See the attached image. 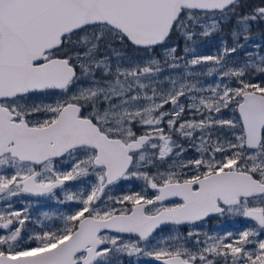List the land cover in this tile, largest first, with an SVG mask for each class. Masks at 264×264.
Wrapping results in <instances>:
<instances>
[{"label": "snow or ice", "instance_id": "6c2138e0", "mask_svg": "<svg viewBox=\"0 0 264 264\" xmlns=\"http://www.w3.org/2000/svg\"><path fill=\"white\" fill-rule=\"evenodd\" d=\"M0 203V264H264V0H0Z\"/></svg>", "mask_w": 264, "mask_h": 264}, {"label": "rangeland", "instance_id": "374dc122", "mask_svg": "<svg viewBox=\"0 0 264 264\" xmlns=\"http://www.w3.org/2000/svg\"><path fill=\"white\" fill-rule=\"evenodd\" d=\"M256 2H258V0H256ZM219 46H220V37L219 36H213L209 40L205 41L199 47L198 51L201 54H205V55L214 54L216 52V50L219 48ZM215 81H216V77H204V78H202V82L206 86H214ZM186 115H188V114L186 113ZM222 115L225 118H230L232 116V113L225 110L222 113ZM189 151H193V154L197 155V153L194 150L190 149ZM187 153H186V155L188 156ZM78 184H79V182H77V185ZM77 190H78V188H77ZM122 191H128V190H124L122 188ZM137 191H139V189ZM117 194H119V193H117ZM23 197H26V196H23ZM63 197H64V193L62 192L60 198H57V197L52 198V197H48V196L46 198H34V200H37L36 204L38 206V209L33 213V215H29V211L27 210V214L32 218L31 222H33L34 225L36 227H38V229L36 231L30 230L29 235L41 231V224L49 225V226H51L52 224H53V226H55V225L62 226V221L59 220L57 217L61 213L67 214L70 209L73 211L75 210L74 205L61 204V203L57 202V200H62ZM20 200H23V199H20ZM14 202H17V199L12 198V205H13V208L15 210H24L25 209L23 207V205H22V208H16L17 204H15ZM4 208H5V205L3 203H0V210H4ZM45 212L49 213V215L51 216V219H45V217L43 215V213H45ZM231 217H232V220H231V227L230 228H215L213 230H208L205 228H197L196 231H198L202 234L200 238L203 239L204 233H206L208 235H223L227 231H233L235 233L236 231L245 228V226H252L253 225V224H250L249 222L245 221L241 217H238V216H231ZM173 234H175V233H170L169 230H166V231L160 233L159 239L164 240L169 235H173ZM184 235H186V234H184ZM161 246H163V245H161ZM189 246H191V245H189ZM133 260L136 261V264H156L153 262V260H151L150 258H147V257L133 258ZM125 264H128V258H125Z\"/></svg>", "mask_w": 264, "mask_h": 264}, {"label": "flooded vegetation", "instance_id": "af4514ba", "mask_svg": "<svg viewBox=\"0 0 264 264\" xmlns=\"http://www.w3.org/2000/svg\"><path fill=\"white\" fill-rule=\"evenodd\" d=\"M188 156L189 157H195L196 155L193 154V151H188ZM70 165L68 164H57V167H63L65 169L69 168ZM77 182H68V187L70 191H76L77 190ZM142 185L139 181H128L124 183V190H128V191H137L138 189L141 190ZM62 192L58 189L57 190V198L61 197ZM152 193L149 192V195H151ZM26 196V197H23ZM47 196H43V197H37V196H30V195H21L19 197H14L15 199H17V202H14L15 204H17L16 208H22V205L24 208H26L29 211V215H33V213L38 209V206L36 204L37 200H34V198H46ZM23 199V200H20ZM27 205H26V204ZM45 206V205H44ZM32 218L26 222L25 226H24V232L23 234H27L29 235V231H36L38 229V227H36L34 225L33 222H31ZM231 220L232 217L231 216H212L209 219H207L206 221H202L199 222L195 227V229L197 228H205L208 230H213L215 228H230L231 227ZM245 220V219H244ZM247 222H249L250 224H253V222L245 220ZM53 228L57 227L58 225L53 226V224L51 225ZM168 230V228H165L164 231ZM163 231V232H164ZM188 231V227L187 226H182L180 229V232L182 234H187ZM162 233V232H161ZM154 262V260H153ZM155 263V262H154ZM157 264V263H156Z\"/></svg>", "mask_w": 264, "mask_h": 264}, {"label": "water", "instance_id": "95a60500", "mask_svg": "<svg viewBox=\"0 0 264 264\" xmlns=\"http://www.w3.org/2000/svg\"><path fill=\"white\" fill-rule=\"evenodd\" d=\"M209 218H210V217H209ZM209 218H208V219H209ZM155 262H157V261H155ZM157 263H159V262H157Z\"/></svg>", "mask_w": 264, "mask_h": 264}]
</instances>
